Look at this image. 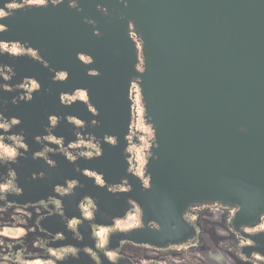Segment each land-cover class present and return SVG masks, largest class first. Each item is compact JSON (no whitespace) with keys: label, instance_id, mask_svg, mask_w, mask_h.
I'll return each instance as SVG.
<instances>
[{"label":"flooded vegetation","instance_id":"flooded-vegetation-1","mask_svg":"<svg viewBox=\"0 0 264 264\" xmlns=\"http://www.w3.org/2000/svg\"><path fill=\"white\" fill-rule=\"evenodd\" d=\"M48 10L80 11L76 0H0V264H264V212L237 225L239 207L200 201L171 225L144 217L136 200L149 187L154 132L138 90L139 38L129 24L138 62L124 105L113 110L102 92L95 107L83 86L106 79L88 57L50 44L47 61L28 42Z\"/></svg>","mask_w":264,"mask_h":264},{"label":"water","instance_id":"water-1","mask_svg":"<svg viewBox=\"0 0 264 264\" xmlns=\"http://www.w3.org/2000/svg\"><path fill=\"white\" fill-rule=\"evenodd\" d=\"M76 7L70 16L43 12L28 42L47 61L50 44L88 57L106 79L83 86L90 102L97 107L104 92L116 110L138 62L132 25L141 43L138 90L154 132L149 187L136 200L144 217L171 225L200 201L239 207L237 225L264 212V0H76Z\"/></svg>","mask_w":264,"mask_h":264},{"label":"clouds","instance_id":"clouds-1","mask_svg":"<svg viewBox=\"0 0 264 264\" xmlns=\"http://www.w3.org/2000/svg\"><path fill=\"white\" fill-rule=\"evenodd\" d=\"M8 7H9V8H16L17 5L13 3V4H9ZM0 15H4V13H0ZM13 123H16V122L13 121ZM7 127H8L7 124L0 123V128H5V129H6ZM49 139H51L52 142H54V143H57V144L60 143V141H59V140H56L55 138H49ZM19 147H24V145H23V141H22V137L20 138ZM47 151H50V149L45 148V149H44V152L37 153L36 155H37V156H41V157H43V156H44V153L47 152ZM69 158L71 159V157H69ZM47 163L52 164L53 162H52V161H47ZM72 186H73V185L70 184V185H69V188H71ZM0 190H2V191H7L8 189H7L6 186H0ZM0 234H9V233L5 232V233H0ZM20 234H22V230L17 229V230H15V233H14L13 235H20ZM31 264H41V262H40L39 260H36V261L31 262Z\"/></svg>","mask_w":264,"mask_h":264}]
</instances>
